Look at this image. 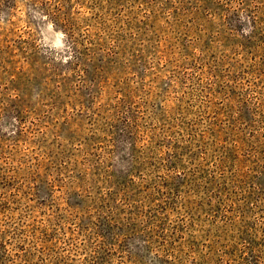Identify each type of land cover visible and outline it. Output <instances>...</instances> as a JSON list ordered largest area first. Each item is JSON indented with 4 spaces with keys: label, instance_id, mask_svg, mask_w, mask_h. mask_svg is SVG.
Wrapping results in <instances>:
<instances>
[{
    "label": "rangeland",
    "instance_id": "374dc122",
    "mask_svg": "<svg viewBox=\"0 0 264 264\" xmlns=\"http://www.w3.org/2000/svg\"><path fill=\"white\" fill-rule=\"evenodd\" d=\"M0 264H264V0H0Z\"/></svg>",
    "mask_w": 264,
    "mask_h": 264
},
{
    "label": "trees",
    "instance_id": "16d2710c",
    "mask_svg": "<svg viewBox=\"0 0 264 264\" xmlns=\"http://www.w3.org/2000/svg\"><path fill=\"white\" fill-rule=\"evenodd\" d=\"M207 183H208V184H209V183H210V184H213L212 180H211V181H208ZM154 219H155V218H154ZM153 223H155V221H154Z\"/></svg>",
    "mask_w": 264,
    "mask_h": 264
}]
</instances>
